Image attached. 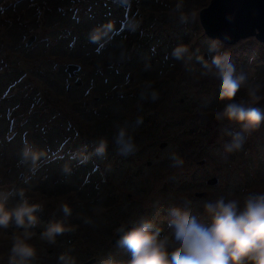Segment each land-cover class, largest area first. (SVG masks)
Here are the masks:
<instances>
[{
  "label": "rangeland",
  "instance_id": "obj_1",
  "mask_svg": "<svg viewBox=\"0 0 264 264\" xmlns=\"http://www.w3.org/2000/svg\"><path fill=\"white\" fill-rule=\"evenodd\" d=\"M210 1L187 0L186 7L199 13ZM51 4L0 0V183L20 184L27 169L19 163L18 150L27 139L47 150L33 178L35 192L55 201L67 198L78 212H90L97 203L106 211L96 217L95 227L81 225L76 233L59 237L57 245H45L37 264H56L53 258L69 245L79 264H103L110 255L121 259L114 231L120 223L148 215L166 230L173 206L206 222L203 201L264 190V127L248 138L241 152L223 153V143L238 126L211 119L209 114L222 104L199 77V65L185 68L169 55L182 40L205 52L208 44L197 38L199 16L181 24L169 15L173 0H59L55 11ZM97 25L103 29L93 41L89 32ZM260 49L264 51L221 43L237 69L254 63L256 76L250 78L264 82ZM73 64L79 70L70 76L65 69ZM187 75L198 77L191 83ZM146 80L160 91L154 103L139 100ZM164 101L173 104L168 107ZM112 121L134 133V154L123 157L115 150ZM100 136L109 139L107 155L83 164L73 160L72 174L65 176L61 165L82 145L91 151ZM173 152L185 155L182 168L170 167ZM212 177L216 182L207 184ZM157 181L162 192L150 199H161V204L144 207L149 182ZM39 215L44 226L59 213L51 202ZM72 222L79 223L75 216ZM0 249L6 264V248ZM45 258L51 261L43 263Z\"/></svg>",
  "mask_w": 264,
  "mask_h": 264
},
{
  "label": "clouds",
  "instance_id": "obj_2",
  "mask_svg": "<svg viewBox=\"0 0 264 264\" xmlns=\"http://www.w3.org/2000/svg\"><path fill=\"white\" fill-rule=\"evenodd\" d=\"M186 4L187 0H173L168 10L181 24L196 20L199 15L198 10ZM102 29L101 25L94 26L89 38L97 40ZM169 55L185 68L193 63L199 65V77L209 83L213 99L222 104L219 110L209 114L211 119L238 126L223 143V153L241 152L248 138L264 127V106L260 103L264 101V82L238 70L221 51L218 40H211L205 52L194 49L188 41H178ZM159 98V89L151 80H146L139 100L154 103ZM111 143L123 157L137 151L135 135L124 124L114 127ZM108 146L109 139L105 136L96 139L91 151L87 144L82 145L61 165L62 173L72 174L73 160L83 164L93 156L104 158ZM46 156L45 148L27 139L22 141L18 158L26 167V174L18 185L0 183V248H6V264H37L42 251L40 245L55 246L59 237L76 233L81 225L95 227L96 217L106 211L103 204L97 203L90 212H78L67 198L60 197L54 206L59 216L40 227L39 214L52 201L34 191L33 178ZM169 160L174 169L184 165L179 153H171ZM201 211L206 222L182 207H171L166 230L148 215L120 223L114 231L115 248L122 258L110 255L103 264H264V190H249L236 196L222 194L203 201ZM73 216L79 223L72 222ZM0 264H5L3 255H0ZM56 264H79L71 245L57 253Z\"/></svg>",
  "mask_w": 264,
  "mask_h": 264
},
{
  "label": "water",
  "instance_id": "obj_3",
  "mask_svg": "<svg viewBox=\"0 0 264 264\" xmlns=\"http://www.w3.org/2000/svg\"><path fill=\"white\" fill-rule=\"evenodd\" d=\"M198 16L197 38L205 44L218 40L264 48V0H211ZM78 68L73 64L65 70L73 76ZM216 180L212 177L207 183Z\"/></svg>",
  "mask_w": 264,
  "mask_h": 264
},
{
  "label": "bare ground",
  "instance_id": "obj_4",
  "mask_svg": "<svg viewBox=\"0 0 264 264\" xmlns=\"http://www.w3.org/2000/svg\"><path fill=\"white\" fill-rule=\"evenodd\" d=\"M225 55L227 54V52L228 51H222ZM262 54H264V51L263 50H261L260 49V51L257 53V55H262ZM255 64L254 63H252V64H250L249 66H248V68L246 69V70H244V71H246V72H248L249 73V75H250V77H252L253 78V76H256V74H255V66H254ZM238 70H241V68L240 69H238ZM194 76V75H193ZM135 77V76H134ZM187 77V80L189 81V82H191L192 83V81H194V78H196V77H198V76H195L193 79H192V77L191 76H186ZM135 78H137V77H135ZM189 78H191V79H189ZM209 90V89H208ZM196 90L195 89H193L192 90V92H190L189 94H193V92H195ZM209 91H212V90H209ZM209 91L208 92H205L206 93V95L209 93ZM173 99V98H172ZM60 100H63V99H60ZM165 102V105H167L168 107L169 106H172V104H173V102H170L169 104H168V102H166V101H164ZM195 108H197V106L195 107ZM177 111H180V109H176ZM186 121H188V119L186 120ZM80 122V121H79ZM118 124V122H116V121H112L111 122V128L113 129L112 131H114V127L116 126ZM80 128V127H79ZM79 128H77V129H79ZM97 131H98V129H97ZM98 132H101L100 130L98 131ZM185 155H183V157H184ZM184 163H187V161H186V159H184ZM224 169H221V171H223ZM150 184V186L152 187V188H150L149 190H150V192H149V194H148V197H146L145 199H143V201L144 202H142V204H143V206L145 207L146 205L148 206V205H154L156 208H158V205H160L161 204V199H155L156 201L153 203V201H152V199H150V198H152L153 196H155V195H157V192L159 193V194H161V192L162 191H158L159 189H158V187H157V184H158V181L157 182H149ZM254 187L255 188H259L260 187V185L259 184H255L254 185ZM148 188V187H147ZM181 197H180V200H185V195L186 194H184V193H180L179 194ZM163 198V197H162ZM161 200V201H160ZM51 201L53 202V207L55 206V203H56V201L54 200V199H51ZM51 203H49L48 205H50ZM135 211L134 212H136L137 214L139 213V209H137V208H135L134 209ZM137 214L135 215V217L137 216ZM139 216V215H138ZM41 220V219H40ZM40 227H43L42 225H40ZM40 247H41V249H42V251H43V249H44V247H45V245H40ZM116 249V248H115ZM1 250V249H0ZM42 251H41V253H42ZM41 253H40V256H39V258L41 259H43L44 257L43 256H41ZM4 254V253H3ZM4 256H6L5 254L3 255V257ZM117 256H122V254H117ZM54 259V262H55V260H56V257L55 258H53ZM48 258H45L44 259V262L43 263H48ZM49 261H51V260H49Z\"/></svg>",
  "mask_w": 264,
  "mask_h": 264
},
{
  "label": "trees",
  "instance_id": "obj_5",
  "mask_svg": "<svg viewBox=\"0 0 264 264\" xmlns=\"http://www.w3.org/2000/svg\"><path fill=\"white\" fill-rule=\"evenodd\" d=\"M58 1H59V0H51L52 4L49 5V6L51 7V6L53 5V6H52V8H53L52 10H54V11L56 10V5H58ZM54 5H55V6H54ZM45 11H46V10H45ZM18 21H19L18 23H20L22 20L19 19ZM33 36L36 37V35H33ZM0 46H1V45H0ZM0 54H2V48H0ZM66 72H67V71H66ZM77 72H78V71H77ZM67 73H68V72H67ZM68 74H69V73H68ZM0 75H1V74H0ZM69 75H70V74H69ZM6 77H7V76H6ZM0 78H1V77H0ZM208 181H209V180H208ZM207 184H208V183H207ZM209 184H211V183H209Z\"/></svg>",
  "mask_w": 264,
  "mask_h": 264
}]
</instances>
